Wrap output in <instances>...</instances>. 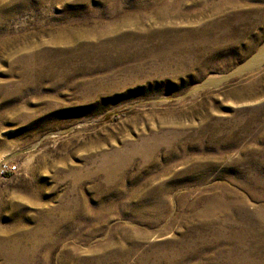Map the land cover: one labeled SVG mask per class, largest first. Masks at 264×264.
<instances>
[{
    "label": "rangeland",
    "instance_id": "374dc122",
    "mask_svg": "<svg viewBox=\"0 0 264 264\" xmlns=\"http://www.w3.org/2000/svg\"><path fill=\"white\" fill-rule=\"evenodd\" d=\"M5 164L0 264H264V0H0Z\"/></svg>",
    "mask_w": 264,
    "mask_h": 264
},
{
    "label": "built area",
    "instance_id": "2783aa9c",
    "mask_svg": "<svg viewBox=\"0 0 264 264\" xmlns=\"http://www.w3.org/2000/svg\"><path fill=\"white\" fill-rule=\"evenodd\" d=\"M16 169V165L5 164L0 168V174L14 173Z\"/></svg>",
    "mask_w": 264,
    "mask_h": 264
},
{
    "label": "bare ground",
    "instance_id": "6f19581e",
    "mask_svg": "<svg viewBox=\"0 0 264 264\" xmlns=\"http://www.w3.org/2000/svg\"><path fill=\"white\" fill-rule=\"evenodd\" d=\"M248 69V68H247Z\"/></svg>",
    "mask_w": 264,
    "mask_h": 264
}]
</instances>
